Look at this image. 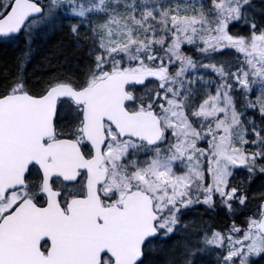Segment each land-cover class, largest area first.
I'll list each match as a JSON object with an SVG mask.
<instances>
[{
    "label": "snow or ice",
    "instance_id": "6c2138e0",
    "mask_svg": "<svg viewBox=\"0 0 264 264\" xmlns=\"http://www.w3.org/2000/svg\"><path fill=\"white\" fill-rule=\"evenodd\" d=\"M0 41V264H264V0H0Z\"/></svg>",
    "mask_w": 264,
    "mask_h": 264
},
{
    "label": "trees",
    "instance_id": "16d2710c",
    "mask_svg": "<svg viewBox=\"0 0 264 264\" xmlns=\"http://www.w3.org/2000/svg\"><path fill=\"white\" fill-rule=\"evenodd\" d=\"M23 48L22 41H0V84L3 83L6 75L16 71L17 58L21 55ZM77 52L74 41L65 32L52 33L47 39L37 41L33 45L25 74L32 82L48 79L74 64ZM215 223L223 227L226 221L218 217Z\"/></svg>",
    "mask_w": 264,
    "mask_h": 264
}]
</instances>
